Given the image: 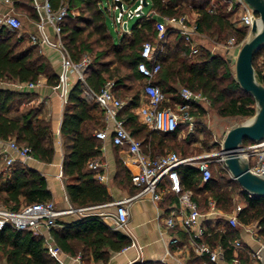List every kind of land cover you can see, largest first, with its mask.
Returning a JSON list of instances; mask_svg holds the SVG:
<instances>
[{
  "label": "trees",
  "instance_id": "1",
  "mask_svg": "<svg viewBox=\"0 0 264 264\" xmlns=\"http://www.w3.org/2000/svg\"><path fill=\"white\" fill-rule=\"evenodd\" d=\"M48 1L54 10H58L62 4L69 6L70 13L63 24L62 40L74 61H80L84 56L91 58V65L85 74L87 87L98 93L107 82L112 81L117 97L118 87L133 93L120 117L124 119L125 127L132 136L142 142L144 151L152 156H161L169 153H163L165 149H180L181 145L176 140L181 127L173 134H160L144 125L138 115L142 99L145 98V103L147 102L143 94L147 80L139 73L138 64L144 43H153L158 35L157 19L148 14L141 16L137 24L132 29L129 28V32L122 29L124 36L116 42L108 30L102 0ZM13 2L17 13L22 8L27 12L24 15L35 22L39 20L36 9L21 4L18 0ZM148 2L151 10L161 19L178 20L189 11H197L199 17L196 25L200 33H210L216 27L227 29L231 26L228 14L209 9L208 3L191 7L183 0ZM76 10L79 11L78 15L74 12ZM242 36L246 37V33ZM13 37L15 34L6 27L0 29V82L36 84L42 75H46L50 86H58L59 76L51 71L48 60L39 47L31 45L20 49L26 38L19 37L14 41ZM174 42L177 43L174 45ZM256 59V77L264 84V71L257 67ZM159 61L162 70L153 83L162 89L169 100L165 106L175 108L182 103L177 87L184 86L193 92L202 93L209 100L210 106L217 108L223 117L246 118L256 114L254 99L235 82L228 60L202 49L200 55L190 58L189 48L183 37L172 28L167 30ZM85 90L86 86L81 82H77L70 90L60 131L65 152L63 175L66 179L75 180L67 186V192L76 209L112 202L108 188L95 179L93 171L88 170L89 164L101 155L100 140L95 137L94 132L102 124L94 116V112L101 108L97 103L85 99ZM34 96V93L27 91L0 89V140H15L19 145L29 146L36 160L51 163L54 160L55 147L50 122L40 116V107L29 106L21 110V106ZM191 114L201 116L205 114V109L193 105ZM149 137L152 138L151 141ZM248 143L251 142L246 141L244 144ZM221 166L220 176L216 177L211 165L212 177L206 183L202 181V174L197 167L181 166L178 173L182 189L193 192V199L199 204L200 210L207 208L210 198L216 201L218 209L226 213H231L237 202H242L243 210L238 216L240 223L257 224L259 239L264 244V198L243 191L229 176L226 168ZM51 200L48 181L40 172L21 162L7 168L0 161V205L19 211L25 206ZM82 222L90 223L86 243L95 248L94 257L97 260H107L108 253L103 251L106 247L121 251L130 244L128 238L110 231L96 216L90 215ZM219 225L221 228L209 230L211 237L207 238V242L212 246L221 245L225 250L226 260L229 261L234 256L231 244L235 239L241 238V228H232L222 221ZM246 247L250 249L247 244ZM240 255L245 262L250 261L245 252ZM0 257L5 258L6 264H58L48 254L43 237L32 231H17L10 227L0 231ZM196 262L211 264L202 259Z\"/></svg>",
  "mask_w": 264,
  "mask_h": 264
},
{
  "label": "built area",
  "instance_id": "2",
  "mask_svg": "<svg viewBox=\"0 0 264 264\" xmlns=\"http://www.w3.org/2000/svg\"><path fill=\"white\" fill-rule=\"evenodd\" d=\"M0 1L9 6L8 13L0 14V29L6 27L10 31L19 34V37H23L21 33L24 25L15 12L13 0ZM137 2V6L126 9L124 0H115V9H118L117 3L122 4L121 12L114 16L115 23L121 30L123 29L122 25L125 22V18L134 19L140 16L139 10L144 11L145 7H143L142 0H137ZM225 2L228 4L229 13L237 16L238 22L248 29L249 34L255 24L259 27L261 26L259 16L253 12L244 0H225ZM33 5L39 15V20L35 22L38 33L30 35L29 40L33 44L49 46L61 53L62 67L59 73L58 91L63 104L66 105L68 103L72 78L75 79L76 83L81 82L84 84L86 86L85 98L89 101L93 100L99 105L104 112V120L108 123L105 129L95 134V137L102 141L111 139L114 146L124 149L130 156V160L126 162V165L131 174L132 184L139 191L131 199L115 201L110 204L116 208V212L112 215L116 227L120 230H127L129 223L127 203L129 201L141 197H150L153 202H160L163 198L162 183L167 178L171 183V191L179 196L181 209L178 214L168 216L164 220L161 235L164 238H168V244L165 257L157 264H169L167 259L174 258V251L184 252L186 254L185 258L188 260L194 256L211 264H261L262 258L258 253L264 247V244L259 239L257 224L242 225L240 223L238 216L243 210L242 202H237L231 213H223L222 210L218 209L214 199H210L207 204L205 217L223 218V222L232 228L243 229L256 245V247L252 248L250 246V249H248L241 238L235 239L231 244L234 256L228 261L226 260L225 250L221 245L212 246L207 242V238L211 237L209 230H217L219 228H206L201 224L200 219L203 215L199 204L193 199V193L190 190L182 189L178 169L184 165L197 167L202 174V181L206 183L212 177V161L210 158L214 155L181 157L175 152H169L161 156H152L146 153L142 142L132 136L125 127L124 120L119 118V114L125 104L115 95L114 82H107L98 93L88 88L85 74L91 65V58L84 56L80 61L76 62L65 47L62 40V29L64 21L70 13L69 6L62 4L58 10H54L48 0L44 4H39L37 0H33ZM148 16L157 19L156 29L159 41H165L167 30L172 28L183 37L189 48L190 58L200 55L199 37H201V34L196 22H191L186 16L178 20L158 19L154 13H149ZM48 26L54 31L55 37L53 39L47 34L46 28ZM162 50L163 45L157 48L151 42H146L142 46L138 70L147 80L143 88V94L147 102L140 106L138 110L139 119L150 130L160 134H173L184 123L187 124L190 131H193L196 124V120L191 114L193 105L205 108L210 105V102L202 93H196L189 88L183 87L179 90L182 103L175 106V108L165 106L169 100L162 89L153 83L162 70V65L159 61V54ZM15 84L19 89H34L38 85V83ZM239 155L248 161L250 172L257 175L264 174V140L257 143L244 144L239 151ZM224 159L225 156L222 154L219 162L225 167ZM32 160H35L32 149L26 145H19L15 140L4 142L0 148V161H3L7 168L12 167L16 162L27 165ZM89 167L95 172L98 181L103 182L106 180V176L101 173L102 165L99 162H91ZM93 208H81L78 209V212L81 215L87 214ZM73 211L72 209L60 211L52 201L28 205L19 211H12L8 207L0 205V231L10 227L17 231H32L38 234L42 229L51 230L57 227L58 219ZM178 229L187 234V244L182 243L179 237L171 235ZM46 248L52 258L60 260L63 251L59 246L47 243ZM241 252H245L249 256L250 261L248 263L241 258ZM179 264L185 263L180 261Z\"/></svg>",
  "mask_w": 264,
  "mask_h": 264
},
{
  "label": "crops",
  "instance_id": "3",
  "mask_svg": "<svg viewBox=\"0 0 264 264\" xmlns=\"http://www.w3.org/2000/svg\"><path fill=\"white\" fill-rule=\"evenodd\" d=\"M37 1L39 4H44L46 2V0ZM18 2L24 1L18 0ZM134 3L137 4H133V6L138 5L137 0H134ZM200 5L202 4L195 5L194 7H199ZM8 12L9 6L0 1V14H6ZM149 13H154L156 17L160 19L158 14L152 10ZM18 14H20L19 16L21 18H19L22 20L24 25L21 33L23 37L29 39L30 35L37 34L38 29L35 21L24 14L19 12ZM185 16L191 22H196L199 14L197 11L193 10L192 13L186 14ZM46 31L52 39L55 37L54 31L50 26L46 28ZM120 31L122 32L121 28ZM200 39L202 38L199 37L200 48H202V42ZM30 43L39 47L42 55L48 60L51 71L59 76L62 67L61 53L49 46L33 44L32 42ZM75 84V79L72 78L70 90ZM0 89H11L15 91H27L34 93L35 96L32 100L28 103H24L21 106V110L35 104V107H40L41 109L40 116L48 120L51 124L55 147L54 160L51 163H45L35 159L29 161L27 165L40 172L47 179L48 187L52 194L51 201L54 202L58 210H74L72 213L61 216L57 221V227L51 230L42 229L40 233L36 234L43 237L45 247L47 243H52L62 248L63 254L60 256V260H56V262L58 264H157L160 262L165 257L166 246L168 244V238H164L161 235L164 220L168 216L178 214L181 209L178 194L172 192L170 189V181L166 178L162 183L161 188L163 190V198L160 202H153L150 197H141L139 199L129 201L127 203L129 212L127 230L118 229L115 225L114 219L112 218V215L116 212V208L110 204L115 201L131 199L138 193L139 190L131 182V174L128 166L126 165V162L130 160V156L127 151L114 146L111 139H107L105 141L100 140L101 155L94 161H97L102 165L101 173L106 176V180L103 182L98 181L96 179V174L95 179L108 188L112 202L95 206L88 212L89 214L85 213L81 215L78 212V209L74 208L72 205L67 192V186L69 184H73L75 180L72 178L66 179L63 175L65 152L60 131L66 105L63 104L61 98L59 97L58 86H50L48 84L47 76L42 75L37 87L34 89H19L16 87L15 83L6 84L2 82H0ZM117 94L118 98L121 99L125 105L127 101L131 100L133 97V93L128 92L123 87H118ZM87 101L96 103L93 100ZM144 103L145 98L142 99V105ZM120 115L121 112L119 114V118L122 119ZM94 116H96L102 124V127L94 132L95 135L98 131L105 129L108 123L104 120V112L102 109L96 110L94 112ZM4 142L6 141L0 140V148L3 146ZM88 170L93 171L90 167H88ZM201 212L203 216L200 219V222L204 227L221 228L219 223L221 221L223 222V218L216 219L212 216L205 217L207 208L201 210ZM223 213L226 212L223 211ZM90 215L98 217L100 223L108 227L110 231L128 238L130 240V244L121 251H113L106 247L103 251L108 253L107 260L95 259V248L91 244L86 243L88 240V224L90 223L82 222L83 219L90 217ZM171 235L179 237L184 244H187L188 242L187 234L181 229L173 232V234L171 233ZM241 239L252 248L256 247L251 237L243 229H241ZM185 256L186 254L184 252L174 251V258L167 259V261L169 264H179L180 261L185 264L199 263L196 262L198 261L196 257L193 256L192 259L188 260ZM2 264H6L5 258L3 259Z\"/></svg>",
  "mask_w": 264,
  "mask_h": 264
},
{
  "label": "rangeland",
  "instance_id": "4",
  "mask_svg": "<svg viewBox=\"0 0 264 264\" xmlns=\"http://www.w3.org/2000/svg\"><path fill=\"white\" fill-rule=\"evenodd\" d=\"M24 2H20L21 4L28 5L29 7H33V3H31L30 0H22ZM184 3L193 7L195 5L199 4H207L208 8H213L216 11H221L222 13L228 14V19L231 23V26L227 29H220L216 27L212 32L210 33H204L201 32V38L200 41L202 42V51L207 50L210 51L216 55H219L226 60H231L232 63L231 66V72L232 77L234 78V63L236 60V57L238 55L239 49L243 45L245 41H247L250 37L248 29L243 27L239 22L236 15L230 14L228 10V4L225 2V0H184ZM134 0H124V6L126 9H128L130 6H133ZM150 4V2H149ZM102 6L104 11L106 12V21L108 30L113 37V39L116 42H119L124 34L120 31V27L115 23L114 16L121 12V9H115V0H102ZM135 7V5L133 6ZM35 9V8H34ZM151 11V6H147L144 8V15L148 14ZM18 12L21 14H27V12L19 8ZM75 14L78 15L79 11H74ZM192 13V11H189L187 14ZM17 16L20 14L17 13ZM20 17V16H19ZM21 18V17H20ZM141 16L135 17L134 19H129L128 17L125 18V21H128L129 28L132 29L137 22L140 20ZM261 26H258V29H260ZM15 34V37H13L14 41L19 38L18 34L12 32ZM246 33V37H243L242 34ZM127 40H130V37L126 36ZM26 38V37H25ZM27 39V38H26ZM23 41V43L20 46V49L27 48L31 46L32 44L27 39ZM153 43L157 46V48L162 47V45L166 42L165 41H159L158 35L155 39H153ZM168 41V40H167ZM177 42H174V45ZM92 59H94V56H91ZM264 49L259 52V55L256 59V65L257 67L261 68L264 71ZM184 86H178L179 90L183 88ZM35 106V104L31 105ZM205 114L198 116L195 114H192L196 120L195 128L193 131H190L187 127V124L181 125V131L179 134V138L176 140L177 143H180V149L179 148H169L165 149L163 153L165 152H178L181 156H192V157H202V156H208V155H214L210 159L212 161L213 166V172L216 177H219V171L221 170V163L219 160H221L222 157V149H223V143L226 138V134L228 130L233 126L234 124H251L254 119L255 115L251 117H223L217 108H213L210 105L206 106L205 108ZM149 131V130H148ZM147 133V132H146ZM142 139V137H140ZM181 139V140H180ZM152 138L149 137V141H151ZM230 176V174H229ZM3 257H0V264L3 263Z\"/></svg>",
  "mask_w": 264,
  "mask_h": 264
},
{
  "label": "water",
  "instance_id": "5",
  "mask_svg": "<svg viewBox=\"0 0 264 264\" xmlns=\"http://www.w3.org/2000/svg\"><path fill=\"white\" fill-rule=\"evenodd\" d=\"M261 20L252 27L250 37L239 49L234 63V80L240 88L250 95L256 103V115L251 124H234L228 130L223 143L222 154L224 164L232 179L238 183L243 191L255 197L264 198V174L257 175L249 171L248 161L239 155L240 149L246 141L257 143L264 140V84L255 73L254 62L261 50L264 49V0H244ZM143 7L149 6L148 0H142ZM122 9V4L117 3ZM139 15L143 16L142 10ZM129 23L122 25L124 32H129ZM231 64L232 61L229 60ZM261 264H264V247L260 249Z\"/></svg>",
  "mask_w": 264,
  "mask_h": 264
}]
</instances>
